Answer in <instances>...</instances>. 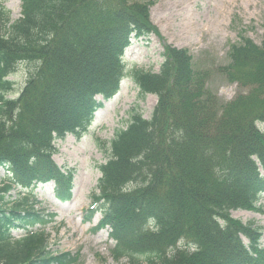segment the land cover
<instances>
[{
	"label": "trees",
	"instance_id": "obj_1",
	"mask_svg": "<svg viewBox=\"0 0 264 264\" xmlns=\"http://www.w3.org/2000/svg\"><path fill=\"white\" fill-rule=\"evenodd\" d=\"M152 35L149 2L21 0L14 20L0 4V264H78V254L49 248L44 229L56 214L28 192L52 181L57 200L72 198L55 142L83 135L128 75L133 40ZM162 47L158 71H131L157 102L150 118L133 108L115 131L85 219L100 213L123 264H264L262 227L232 215L263 210L264 34L231 45L222 73L241 89L226 102L186 49ZM19 63L33 66L14 98ZM14 187L25 193L11 200Z\"/></svg>",
	"mask_w": 264,
	"mask_h": 264
},
{
	"label": "rangeland",
	"instance_id": "obj_2",
	"mask_svg": "<svg viewBox=\"0 0 264 264\" xmlns=\"http://www.w3.org/2000/svg\"><path fill=\"white\" fill-rule=\"evenodd\" d=\"M134 1V0H130ZM150 3V19L159 35L148 41H134L127 49L124 60L128 75L121 81L118 92L104 102L91 125L80 138L67 135L57 140L53 160L74 177L73 197L68 202L55 198L53 182L31 186L29 200L37 209L55 212L54 221L47 224L45 232L49 248L54 251H69L79 255L78 264H123L112 255L113 241L108 230L98 227L100 213L86 220L91 195L96 192L100 177L99 165L109 156L110 140L115 131L125 127L133 108L143 117L150 118L157 102L155 94H143L134 82L131 71H158L163 61L162 44L186 49L192 56L193 67L207 72V87L217 98L226 102L240 91L239 85L228 79L222 68L229 63L231 45L243 38L260 44L264 34V0H138ZM10 11L12 20L21 16V0H0ZM33 65L19 63L10 75L14 80L16 98L24 87ZM264 129V124H260ZM4 176V170H0ZM12 188L11 200L20 198L24 191ZM248 211L234 210L232 215L242 221L254 219L262 227L261 244L264 246V193Z\"/></svg>",
	"mask_w": 264,
	"mask_h": 264
}]
</instances>
